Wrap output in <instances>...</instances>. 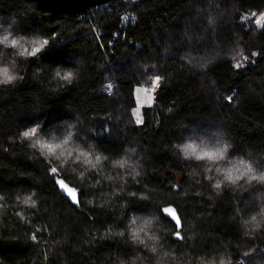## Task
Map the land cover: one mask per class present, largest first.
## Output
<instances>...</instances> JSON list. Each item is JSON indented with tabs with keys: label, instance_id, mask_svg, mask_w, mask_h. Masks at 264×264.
Returning a JSON list of instances; mask_svg holds the SVG:
<instances>
[{
	"label": "trees",
	"instance_id": "obj_1",
	"mask_svg": "<svg viewBox=\"0 0 264 264\" xmlns=\"http://www.w3.org/2000/svg\"><path fill=\"white\" fill-rule=\"evenodd\" d=\"M3 35L19 43L0 44L17 77L0 84V264H264V182L215 170L264 172V0H113L81 14L0 0ZM153 77L137 124L133 91ZM36 139L68 142L50 155ZM188 142L230 147L198 161L177 147ZM169 205L179 228L159 211ZM134 217L153 218L155 243L132 239Z\"/></svg>",
	"mask_w": 264,
	"mask_h": 264
},
{
	"label": "snow or ice",
	"instance_id": "obj_2",
	"mask_svg": "<svg viewBox=\"0 0 264 264\" xmlns=\"http://www.w3.org/2000/svg\"><path fill=\"white\" fill-rule=\"evenodd\" d=\"M18 40L15 38L10 39L9 35H3L0 37V44H10L12 46L18 45ZM48 43L47 40H43L38 44V46H33L30 52H27V55L30 57L36 56V54L40 53L41 50L44 48V46ZM23 54V53H21ZM60 79L64 81L71 82L73 79V72L68 71L65 72L63 75H61L60 72H57L56 74ZM17 79L15 75L12 74L9 67L3 66L0 67V83H10ZM159 77H156L153 83H156L159 81ZM140 121L138 120L137 123ZM39 131V126L31 127L29 130L23 131L20 135L23 138H33L36 137ZM72 133L71 131L68 132V138H71ZM68 142L67 139H65L62 143L66 144ZM62 143H48L43 142L40 139H36L35 143L32 145L34 148L39 147L40 149H46L47 152L52 155L55 154L56 150L60 149L62 147ZM178 148L182 151L185 158H192L194 157L196 160H207L211 162H219L222 160H225L226 153L228 152L229 145L228 144H222L220 146L214 147V148H198V146L193 142H188L184 145H177ZM63 155V153H61ZM71 155V153H69ZM97 160L100 159V157L96 158ZM240 165L244 168V171H241L239 175H233V169L229 168L227 170H224L222 168L217 167L215 170L217 172H223L224 173V179L226 181L235 183L236 181L240 180L242 177L247 176V179L249 181L251 180H258L261 182H264V172L260 173L259 175H253V169L250 165L244 164L243 161L240 162ZM58 169L55 167L50 168L51 173H57ZM237 171H239V168H237ZM59 185L62 189H66L67 194L73 201L76 200L77 196V190L75 188L69 187L63 179L59 181ZM216 188L221 187V183L218 181L215 184ZM144 199H147V197H144ZM161 213L167 215H170L171 218L175 221V225L177 228L181 226V221L179 216L176 213V210L172 208L170 205L163 207L159 210ZM261 215H264V210H262ZM252 221L256 222L257 218L256 216L252 217ZM154 220L153 218H140V217H134L132 218L130 222L131 232H132V239L134 241H139L140 243H145V240L141 238V233L144 234V236L147 238V241L155 243L158 240V237L155 235H148V232L152 230L153 228ZM245 223H248L247 221ZM254 227L260 228L261 224L259 222H256L254 224ZM176 238H180V232L177 231L173 234ZM157 249L154 247L152 248V251L155 252ZM220 264H225L224 260L220 261Z\"/></svg>",
	"mask_w": 264,
	"mask_h": 264
},
{
	"label": "water",
	"instance_id": "obj_3",
	"mask_svg": "<svg viewBox=\"0 0 264 264\" xmlns=\"http://www.w3.org/2000/svg\"><path fill=\"white\" fill-rule=\"evenodd\" d=\"M113 0H34L37 5L52 13L81 14L92 7L109 3Z\"/></svg>",
	"mask_w": 264,
	"mask_h": 264
},
{
	"label": "rangeland",
	"instance_id": "obj_4",
	"mask_svg": "<svg viewBox=\"0 0 264 264\" xmlns=\"http://www.w3.org/2000/svg\"><path fill=\"white\" fill-rule=\"evenodd\" d=\"M256 19L259 23L260 16H256ZM235 65H239L238 60H235ZM156 77L152 78V83L149 86H136L134 89V96L136 100V104L132 109V116L134 121L137 123L139 120L140 122L137 124H140L142 122V109L144 106H149L153 103V94L156 90L157 83H153Z\"/></svg>",
	"mask_w": 264,
	"mask_h": 264
},
{
	"label": "clouds",
	"instance_id": "obj_5",
	"mask_svg": "<svg viewBox=\"0 0 264 264\" xmlns=\"http://www.w3.org/2000/svg\"><path fill=\"white\" fill-rule=\"evenodd\" d=\"M11 83V82H10ZM0 84H8V83H0Z\"/></svg>",
	"mask_w": 264,
	"mask_h": 264
},
{
	"label": "built area",
	"instance_id": "obj_6",
	"mask_svg": "<svg viewBox=\"0 0 264 264\" xmlns=\"http://www.w3.org/2000/svg\"><path fill=\"white\" fill-rule=\"evenodd\" d=\"M133 1H136V0H133Z\"/></svg>",
	"mask_w": 264,
	"mask_h": 264
}]
</instances>
